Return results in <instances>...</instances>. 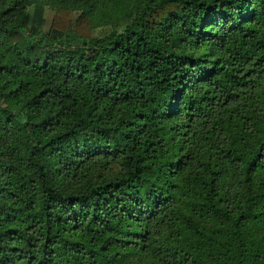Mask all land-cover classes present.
<instances>
[{
	"label": "trees",
	"instance_id": "16d2710c",
	"mask_svg": "<svg viewBox=\"0 0 264 264\" xmlns=\"http://www.w3.org/2000/svg\"><path fill=\"white\" fill-rule=\"evenodd\" d=\"M0 264H264V0H0Z\"/></svg>",
	"mask_w": 264,
	"mask_h": 264
},
{
	"label": "rangeland",
	"instance_id": "374dc122",
	"mask_svg": "<svg viewBox=\"0 0 264 264\" xmlns=\"http://www.w3.org/2000/svg\"><path fill=\"white\" fill-rule=\"evenodd\" d=\"M77 16L76 12L70 11H56L51 8H46L44 11V24L43 31L50 30L52 28L71 30L69 24L71 20ZM110 27H102L94 30L93 35L96 37H102L109 33Z\"/></svg>",
	"mask_w": 264,
	"mask_h": 264
}]
</instances>
